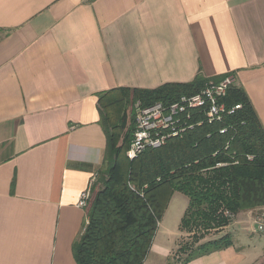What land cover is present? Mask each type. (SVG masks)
<instances>
[{
    "label": "crops",
    "instance_id": "1",
    "mask_svg": "<svg viewBox=\"0 0 264 264\" xmlns=\"http://www.w3.org/2000/svg\"><path fill=\"white\" fill-rule=\"evenodd\" d=\"M199 74L233 76L264 127V0H0V264H77L101 93ZM262 263L235 240L189 264Z\"/></svg>",
    "mask_w": 264,
    "mask_h": 264
},
{
    "label": "trees",
    "instance_id": "2",
    "mask_svg": "<svg viewBox=\"0 0 264 264\" xmlns=\"http://www.w3.org/2000/svg\"><path fill=\"white\" fill-rule=\"evenodd\" d=\"M221 80L199 74L187 84L117 88L98 96L107 149L85 209L84 231L73 245L77 264H146L176 193L188 199L173 255L177 264L232 247L233 235L224 230L239 214L264 209V127L242 88L231 87L222 100L229 109L241 105L222 123H204L134 160L126 156L137 103L170 105ZM212 235L216 238L209 239Z\"/></svg>",
    "mask_w": 264,
    "mask_h": 264
},
{
    "label": "built area",
    "instance_id": "3",
    "mask_svg": "<svg viewBox=\"0 0 264 264\" xmlns=\"http://www.w3.org/2000/svg\"><path fill=\"white\" fill-rule=\"evenodd\" d=\"M233 86H235V78L228 76L218 83L210 81L201 92L183 96L170 105L156 103L143 107L141 103H137L135 131L127 151V158L134 160L146 150L161 148L168 140L180 138L197 126L204 123L220 124L227 116L234 115L241 109V105L229 109L222 102ZM227 131V128H223L220 134L225 135ZM96 179L82 193L78 203L81 209H86L88 206ZM253 229L255 233L264 235V213L254 221Z\"/></svg>",
    "mask_w": 264,
    "mask_h": 264
},
{
    "label": "rangeland",
    "instance_id": "4",
    "mask_svg": "<svg viewBox=\"0 0 264 264\" xmlns=\"http://www.w3.org/2000/svg\"><path fill=\"white\" fill-rule=\"evenodd\" d=\"M133 116L135 119L136 107H134ZM187 206V197L180 193L174 194L170 202V206L159 224V229L154 239V243H156L158 247L169 250V253L171 252L172 255H174L177 251L179 246L178 244L180 243V239L182 237V234L179 232V226ZM246 213H249V216H245L246 219H243V221L245 220V224H242V222L239 221L242 220L241 216ZM263 213L264 209L254 210L251 211V213L250 211L243 212L234 220L235 222L237 219L239 223H232L225 231V233L233 235V240L234 242L236 240L237 248L240 249L243 255L247 256V259L249 260H256L264 253V240L260 238L262 236L255 233V230L253 229L254 221ZM183 237L185 240L190 239L186 234ZM210 238L214 239L216 236L212 235L209 239ZM172 260L173 256H168L166 258L165 256L152 251L147 257L146 264H170Z\"/></svg>",
    "mask_w": 264,
    "mask_h": 264
}]
</instances>
